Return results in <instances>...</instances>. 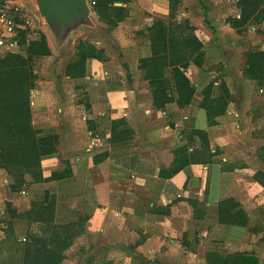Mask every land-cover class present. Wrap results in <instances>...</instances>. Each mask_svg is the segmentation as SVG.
Here are the masks:
<instances>
[{
    "label": "crops",
    "instance_id": "1",
    "mask_svg": "<svg viewBox=\"0 0 264 264\" xmlns=\"http://www.w3.org/2000/svg\"><path fill=\"white\" fill-rule=\"evenodd\" d=\"M33 1L22 0L28 20ZM90 1L89 13L64 28L40 24L51 55L35 59L42 68L32 92V122L39 138L58 137L59 144L42 161L44 180L35 182L27 174L21 192L11 190L13 178L0 169V264H23L25 244L46 241L52 227L70 224L83 232L61 264H217L216 257L232 255L254 256L255 264H264V187L254 179L264 173V157L252 151L257 144L264 148V137L254 136L262 119L254 116L252 99L258 91L264 94V81L259 86L245 74L247 56L256 48L241 43L243 30L224 17L221 23L215 9L209 8L213 24L207 14L213 30L199 9L202 22L196 24L188 1L182 0V13L188 8L197 36L206 39L205 64L187 71L196 88L191 104L179 108L170 103L159 110L139 65L152 56L148 28L168 19V2L115 3L126 9V17L109 30ZM229 7H220L217 15ZM80 42L102 51L106 60L87 59L85 77L73 79L66 68L77 61ZM19 46L16 53L26 55ZM225 52L232 58L229 64L243 58L244 70L227 69L233 99L217 124L209 126L200 104L204 89L215 81L210 61H220ZM214 84L212 97L219 98L221 82ZM83 88L84 103L76 99ZM117 121L122 124L113 128ZM195 129L207 132L210 150L217 153L212 163L161 176L173 166L175 150L185 145L189 152L200 149L198 137L188 139ZM53 174L64 178L52 180ZM48 195L56 198L55 212L42 220L36 214ZM229 199L239 205L233 212L246 214V225L220 223L219 205ZM34 204L35 214L29 217H12L8 211L10 205L17 215H28Z\"/></svg>",
    "mask_w": 264,
    "mask_h": 264
},
{
    "label": "trees",
    "instance_id": "2",
    "mask_svg": "<svg viewBox=\"0 0 264 264\" xmlns=\"http://www.w3.org/2000/svg\"><path fill=\"white\" fill-rule=\"evenodd\" d=\"M94 10L100 20L106 23L109 30L115 28L126 17V9L115 7V3H125L126 0H95ZM169 4L167 20H156L148 28L152 56L140 60V69L144 72L145 80L149 82L153 104L159 110H164L170 103H176L179 108L190 105L196 88L192 85L187 71L191 66L203 67L205 64V44L197 36L196 28L189 20H178L182 0H165ZM240 18L234 19L233 26L240 33L246 24L254 17L264 21V0H239ZM204 10V21L213 30L207 18V9ZM21 31H17V41L25 48L26 55L8 53L0 57V169L13 178L11 190L21 192L26 185L25 176L31 175L35 182L43 181L42 161L56 153L59 144L58 137L39 138L40 131L32 122L31 91L34 90L37 77L32 70V64L38 57L50 56L51 52L45 35L40 41L26 43ZM78 59L66 68V74L73 79L83 78L86 73V60L89 58L105 61L102 51L97 50L87 42H80ZM264 52L250 53L247 56L246 77L262 86L264 81ZM169 75H166V72ZM221 95L213 98L214 85L211 84L203 91V101L200 107L207 113L209 126L217 124L216 119L226 113L229 103V90L224 82L220 84ZM120 121L113 122L117 128ZM115 142V134H112ZM198 137L201 147L198 151L189 152L187 145L174 151L173 166L162 172L161 176L170 178L192 164L212 163L217 153L210 150L208 134L205 130H192L188 136L191 140ZM117 137V136H116ZM264 150V148H263ZM64 178V175L53 174L51 179ZM264 187V173L254 175ZM55 197L49 196L42 204L38 215L42 220L54 216ZM239 205L233 200H226L219 205L220 223L226 225L247 224L243 210L233 212ZM17 215L8 205L12 217H29L35 214ZM83 232V228H76L75 224L52 227L50 237L46 241L30 242L24 246L23 264H61L65 259L64 252L72 245L74 238ZM254 256H218L217 264H255Z\"/></svg>",
    "mask_w": 264,
    "mask_h": 264
},
{
    "label": "rangeland",
    "instance_id": "3",
    "mask_svg": "<svg viewBox=\"0 0 264 264\" xmlns=\"http://www.w3.org/2000/svg\"><path fill=\"white\" fill-rule=\"evenodd\" d=\"M188 1V6L190 8L191 11V17L192 19L195 21L196 24L201 23V19H200V13L199 10H201L202 14H204V10L202 9V5L205 6V8L207 9V14H208V18L210 19L211 23L213 24V18H211V13H210V9H215L216 10V19L218 18L220 20V22L222 23V19L223 17L227 19V22L230 24V26H232L233 28H235L233 26V21L234 19H238L237 18V14L240 13V10H238V2L239 0H200L201 4H199L200 2H198L199 0H187ZM183 5L180 8V12H179V17L178 20H183V19H187L190 21V17L188 15V17L186 16V13H188V8H186V11H184L185 13H182V8ZM229 5H231V11H227L224 14H218L217 15V10L220 7H227L230 10ZM33 18L30 17L29 20L28 18H24L25 20H28L30 22V24H26L25 22L23 23H19V27H18V31H21V35L23 38V40L28 44L30 42H34V41H40L41 40V35H44L43 29L40 28V24L44 23L45 25H51L44 17H42L39 14V10H38V0H34L33 1ZM201 7V9H200ZM161 8V7H160ZM199 9V10H198ZM189 11V12H190ZM182 14V15H181ZM153 19V17H151ZM203 18V15H202ZM264 21L260 22V17H254V20H252L249 24H246L245 27L243 28V32L241 33V40L240 42H244V43H249L252 47H255L256 50H252V51H257V52H264ZM192 24V23H191ZM51 27V26H50ZM252 27L255 28V31H252ZM252 35L251 38H249L248 36ZM201 39L203 41L204 44H206V39L201 36ZM48 43V42H47ZM57 44V42H55ZM206 49V46H205ZM260 49L262 51H260ZM239 53V52H238ZM252 53H256V52H252ZM72 54V51L70 50L69 55ZM206 54V51H205ZM216 54V53H215ZM229 52H225V55L223 56V58L220 59V61L217 60H211L210 61V70H211V76L212 78H214L213 82H211L209 85L213 84L215 87L214 82H224L225 86L228 89V80L226 79V77L228 76L227 74V69L230 71H234V70H244V63L243 58H241L239 60V58H235L233 60V64H229L226 61L229 59H232L231 57H229ZM40 58V57H39ZM246 65V64H245ZM42 67H39L38 65H36V61L34 60L33 64H32V70L34 71L37 80H38V74L37 71L39 69H41ZM263 74H264V68H263ZM191 81V80H190ZM37 82V81H36ZM208 85V86H209ZM206 86V88L208 87ZM35 87H36V83H35ZM34 87V89H35ZM250 89L252 91V93L254 92V88L252 86H250ZM256 90L258 91V88H256ZM31 91V106H32V102H33V95H32ZM84 92V88L82 89V91L78 92V95L76 97V99H78L79 101L84 102H88L87 101V97L85 96ZM233 98H231V96H229V100H232ZM253 105L257 107V112L254 113V116L262 119V122L260 123L259 128H257L254 132V136L259 138V137H264V94L259 93V91L257 92V94L253 95ZM203 101V100H202ZM201 101V103H202ZM89 111V110H88ZM249 115V113H247ZM256 153L259 154V152H263V157H264V150L263 147L260 149L259 145L257 144V146L255 145V149L252 150ZM241 165L238 164L237 167L239 168ZM242 167V166H241ZM21 195V193H20Z\"/></svg>",
    "mask_w": 264,
    "mask_h": 264
},
{
    "label": "built area",
    "instance_id": "4",
    "mask_svg": "<svg viewBox=\"0 0 264 264\" xmlns=\"http://www.w3.org/2000/svg\"><path fill=\"white\" fill-rule=\"evenodd\" d=\"M91 6L96 5V1H90ZM22 0H0V56L8 53H16L20 49L17 37L19 23L25 20Z\"/></svg>",
    "mask_w": 264,
    "mask_h": 264
},
{
    "label": "water",
    "instance_id": "5",
    "mask_svg": "<svg viewBox=\"0 0 264 264\" xmlns=\"http://www.w3.org/2000/svg\"><path fill=\"white\" fill-rule=\"evenodd\" d=\"M38 10L51 25L61 29L67 22L88 14L89 5L87 0H38Z\"/></svg>",
    "mask_w": 264,
    "mask_h": 264
}]
</instances>
